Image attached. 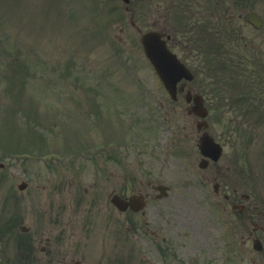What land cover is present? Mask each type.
Segmentation results:
<instances>
[{
  "label": "flooded vegetation",
  "instance_id": "flooded-vegetation-1",
  "mask_svg": "<svg viewBox=\"0 0 264 264\" xmlns=\"http://www.w3.org/2000/svg\"><path fill=\"white\" fill-rule=\"evenodd\" d=\"M96 1L113 12L110 21L119 28L120 35L113 34L119 42L153 31L184 62L192 78L178 82L177 93L184 98L173 102L191 114L192 95H202L208 111L188 122L194 124L192 142L198 146L207 134L222 145L228 160L208 161V170L194 174L213 188L212 195L197 200L204 204L199 213L179 211L177 182L182 180L149 181L154 199L163 201L162 211H131L130 243L126 253L114 256L110 247L119 245L94 234L97 215L80 212L81 200L78 209L73 207L65 184L34 179L32 171L26 179L0 180V264H263L259 187L264 183L254 179L258 169L250 164L248 173L244 162L264 152V0ZM186 166L175 167L179 175ZM158 184L167 186L165 196L157 195ZM127 191L116 189L124 198L135 189L128 184ZM143 193L153 199L149 191Z\"/></svg>",
  "mask_w": 264,
  "mask_h": 264
},
{
  "label": "rangeland",
  "instance_id": "rangeland-1",
  "mask_svg": "<svg viewBox=\"0 0 264 264\" xmlns=\"http://www.w3.org/2000/svg\"><path fill=\"white\" fill-rule=\"evenodd\" d=\"M77 1L74 0L73 4L70 0H0V145L12 150H31L30 156L21 160L17 154L0 148V162L6 165L0 180H16L20 168L25 165L31 170L36 168L39 171L31 172L34 179L45 182L55 180L66 185L63 192L70 197L76 209L79 208V201L73 196L84 191L86 198L81 201L80 212L84 209L90 215L100 210L98 214L103 212L106 216V231L99 230L98 233L106 234L108 243H112V238L115 245H118L116 238L129 243L123 231L127 224L119 218L117 220L118 215L109 203V194L114 188L120 187L128 192L129 184L132 190L150 191L145 184L151 177H161L166 182L173 181L174 177L182 179L178 184L183 201L179 204L182 205L179 211L190 215L201 212L198 207L202 208L204 204H197V198L205 189L212 192V184L203 185L195 179L194 174L201 170L198 152L196 154L189 149L194 144L185 139L186 130H181L177 143L182 153L176 158H180L181 165H188L182 175L175 169L162 170L165 162L160 157L150 165L148 153L136 157L135 162L127 155L117 156L119 162H114L103 154L94 167L87 162L75 161L73 156L61 155L59 159L48 161L52 166L48 168L46 161L36 158L38 155L35 152H39L36 150L50 146L65 151L70 136L72 143L76 144L80 137L74 130L81 129L80 135L83 129L87 130L83 133L82 140L85 142L97 143L108 139V131L113 130H104V123L119 134L133 130L139 142L157 137L160 135L156 127L158 101L165 102L167 108L163 109H167L171 117L166 123L167 128L171 129L173 124L182 126L186 122L182 119L185 112L172 108L173 104L161 82L144 59L139 43L113 44L102 36L90 34L95 30L89 31V28L97 25L95 14H88V6ZM116 47L123 52L116 53ZM96 89H99L98 92ZM95 103L103 108V124H97L93 117L85 121L88 115L85 111H90L87 106H94ZM131 122L137 124V128L132 129ZM38 145L40 149L36 148ZM171 158L168 157L166 165L169 166ZM226 159L228 156L224 153L218 164ZM192 160L195 163L189 165ZM235 160L239 162L238 157ZM68 162L76 166H65ZM179 163L176 160L173 165L179 167ZM244 163L248 173L250 164L253 169H258L254 179L264 183L261 178V174L264 177V152L247 156ZM208 169L209 166L204 170ZM227 189L232 194L231 189ZM259 191L264 203V186L259 187ZM148 203L146 213L161 211L163 201L151 199ZM259 222L264 226V216ZM89 226L87 224V230ZM119 251L114 247L112 252L116 255Z\"/></svg>",
  "mask_w": 264,
  "mask_h": 264
},
{
  "label": "water",
  "instance_id": "water-1",
  "mask_svg": "<svg viewBox=\"0 0 264 264\" xmlns=\"http://www.w3.org/2000/svg\"><path fill=\"white\" fill-rule=\"evenodd\" d=\"M160 51H161L160 49L159 50L155 49L152 50L151 52H148V54L155 68L158 69V71L160 70L163 76H166L168 74L165 67L166 59L164 58V54L160 53ZM164 81L168 82L169 80H164ZM173 82L174 81H171V83Z\"/></svg>",
  "mask_w": 264,
  "mask_h": 264
}]
</instances>
